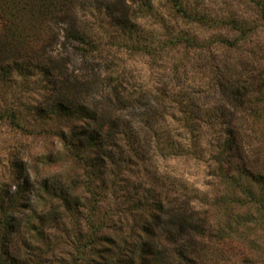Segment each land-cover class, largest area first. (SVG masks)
<instances>
[{"label": "trees", "instance_id": "16d2710c", "mask_svg": "<svg viewBox=\"0 0 264 264\" xmlns=\"http://www.w3.org/2000/svg\"><path fill=\"white\" fill-rule=\"evenodd\" d=\"M80 1L0 0V78L4 79L10 74L25 78V76H31L34 71L42 70L41 75L47 80L49 73L57 76L67 72L60 69L56 73V70L59 65L67 70L69 60L55 62L47 57V53L53 51L54 46L47 33L49 28L47 23H52L63 33L60 49L67 50L68 47H72L74 53L86 55L99 52L102 46L98 42L96 33L94 35L90 32L91 30L77 28L76 19L71 18V14L74 15V9L79 6ZM168 1L174 12L184 20H190V22L199 20L200 17L195 12L190 14L191 11L183 0ZM256 2L255 27L259 25L258 22L264 24V0ZM106 6L103 10L111 20L110 27L116 28L124 35L132 34L134 27L127 20L128 7L124 1L120 0L118 6ZM118 12L120 14L116 16ZM244 23L246 24L244 20H234V18L230 21V24L234 26L232 28L240 33L242 39L252 33L245 32V26H240L245 25ZM183 39L182 36H178L174 43L182 46ZM236 42L237 40L234 43H228L229 47L235 46ZM87 63L88 61L83 67L85 74L89 75ZM199 68L204 70L203 66ZM210 82L211 90L215 88L218 95L228 98V103L233 104V107L251 114L250 121L261 128L257 137V140L258 138L261 140L264 136V74H258L252 77V82H247V79H243L240 75L237 77L230 70L221 72L217 67L212 70ZM59 83L63 94L50 97L51 103L45 102L43 107L37 104L35 112L39 109L41 114L49 111L51 115L61 116L65 114L66 109L72 107L73 98L83 93L82 90L90 85L86 78H80L71 72H68L65 79ZM110 83L113 85L112 82ZM117 84L111 87V96L106 97L109 113L105 115L97 109L91 113L83 111L78 113L82 117L90 116L91 121L86 127L74 131L71 137H68L73 142V155L79 167L75 178H69L70 183L63 178L57 180L47 178L35 185L31 182L25 165L20 160H12V171L18 175L17 179L21 182L13 192L4 190L0 193V264H45L46 257H53L52 262H58V264H196L189 252L198 239L205 237L208 225L205 219L195 218L189 213L187 205L185 208L174 207L155 188L146 187L144 181L134 179L142 171L149 182L160 183L159 176L152 171L151 167L146 166L151 159L139 147L136 132L122 123L121 113L129 109L134 112L139 104L132 98H127L126 101L122 96L124 88ZM253 94L256 98L258 95V103H256L257 100L254 102ZM181 106L185 113L182 122L186 125L184 128L189 130L188 123L193 119L191 117L193 112L187 109L189 106L187 103ZM96 111H98L97 114ZM217 112L223 119L226 109L221 106L218 107ZM150 113L147 109L143 115ZM228 116L233 117V113H228ZM3 120H7L12 129L24 128L20 122V115L16 111L5 112L3 115L0 110V121ZM93 124L96 125L95 128ZM105 126L108 129L107 133L103 131ZM81 136L85 137L83 142L79 140ZM227 137L221 145V158L230 154L233 148L236 151H243L240 141L234 139L233 131L228 130ZM64 138L61 137V139ZM121 139L123 143L120 142ZM221 169L222 167L219 171H222ZM81 176L86 177L87 180L82 181ZM233 176L223 175L226 188L229 184L233 186L227 190V194L231 190L230 193L233 196L239 195L238 198L242 197L243 200L255 206L264 222V181H255L248 173L242 172L237 180ZM242 180L246 181L243 183L256 184L259 189L257 196L254 190L245 193L247 187L245 190L239 188L241 191L238 194L237 184ZM82 183L87 185L91 197L88 201L89 210L85 211L84 224L77 220L80 217L79 211L82 205L79 196L73 194V189ZM250 197L255 198L254 203L251 202L252 200L249 201ZM101 201H110L111 207L116 209L117 214L127 212L129 216H135V210L144 208L146 205L157 211L153 214L151 226H141L144 236H140L135 231L132 232V236L136 237L139 243L124 240L121 244L111 235H97L100 229L90 220H86L90 214L108 216ZM243 206L240 205L241 208ZM60 211L72 216L71 222L74 221L73 224L77 226L73 228L72 233L59 232V235L54 233L59 229ZM125 223L124 219H120L113 221L107 227L113 232L123 233ZM160 226L164 229L166 236L165 240L158 244L155 242V237ZM145 236L148 239H145ZM18 237L22 239V249L20 256L15 257L10 249H15L14 245ZM101 241L109 246L94 247ZM59 247L71 250V253L66 255L67 259L65 257L56 259ZM92 255L95 256L94 259Z\"/></svg>", "mask_w": 264, "mask_h": 264}, {"label": "rangeland", "instance_id": "374dc122", "mask_svg": "<svg viewBox=\"0 0 264 264\" xmlns=\"http://www.w3.org/2000/svg\"><path fill=\"white\" fill-rule=\"evenodd\" d=\"M119 1L81 0L78 6L79 14L74 13L75 16L71 14V18L76 19V27L86 31L91 30L94 35L96 33L98 42L102 46L99 52L93 54L94 58L88 61V66L86 65L89 68V75L95 76L102 68L108 73L104 77L106 87L112 89L118 83L117 85L124 88L122 96L126 101L127 98L136 99L139 104L138 109L134 112L132 109L123 111L122 123L136 132L139 147L149 159H153L149 153L154 149L160 153L157 171L167 172L168 177L178 183L180 194L164 198L174 207L185 208L187 205V211L195 218L205 219L208 225L207 233L203 239L196 241L189 252L196 264H264V222L261 213L242 197L238 198L239 195L233 196L231 190L227 194V190L233 186L229 184L226 188L223 177L224 174L231 177L234 175L237 180L242 172L248 173L255 181H264V145L257 148L250 156L241 132L233 127L228 130L233 131L234 139L240 141L243 151H236L233 148L231 155L228 153L221 158L220 146L219 156L211 157L214 161L212 165L203 162L197 165L192 159L184 158L185 137L194 127H198L192 123L193 121H203L201 115L203 105L216 97L229 102L225 96L218 95L215 88L211 90L212 70L217 67L221 72L230 70L237 77L240 75L243 79H247V82H252V77L258 74H264V24L258 22L259 25L255 27L254 12L258 0H183L184 4L188 5L190 14L195 12L200 17L199 20H192L194 22L184 20L177 15L168 0L138 2L123 0L128 7L127 20L134 27L132 34L125 35L116 28L110 27L111 20L103 10L106 5L118 6ZM119 14L120 12L116 16ZM232 18L244 20L246 24L240 26H245V32L252 33L243 39L240 38V33L232 28L233 24H230ZM47 25H49L47 33L51 37L55 51L57 46L60 48L63 33L52 23ZM178 36L184 38V46L174 43ZM236 40V45L229 47L228 43H234ZM201 66L204 70H200ZM57 69L56 73L60 69L69 72L67 67L65 70L62 65ZM36 73L34 71L31 76L25 78L16 77L14 74L4 79L0 78V110L3 115L5 112H18L24 128L12 129L7 120L0 122L7 123L9 129L20 133L21 141L17 142L13 137V142L18 143L21 149L23 140L32 137V130L28 127L32 122L29 117L35 113L37 104H26L23 97L30 91L28 81ZM75 75L78 76L76 73ZM87 80L90 85L82 90L83 93L90 91L94 83L93 80ZM175 89L181 91L177 92ZM255 96L253 94L254 102L257 100L258 103V95L257 98ZM32 99L35 100V97ZM185 103L189 105L187 109L193 112L191 115L193 119L188 123L189 130L184 128L186 125L182 122L185 113L181 105ZM107 105L97 110L106 115L110 111ZM221 106L224 107L223 104L218 103L217 109ZM147 109L150 110L151 115L144 116L143 113ZM236 111L241 112L239 109ZM231 113L233 117L230 119L235 120L236 112ZM245 115L252 136L257 139L261 128L250 121V113ZM261 138V140L258 138V141L264 142V136ZM165 151L170 157L166 164ZM15 159L25 165L26 172L35 185L47 178L50 180L62 178L60 173L51 171L45 178L33 180L28 172L27 161L22 159V151L16 150L10 144L7 151L0 147V193L4 190L13 192L20 185L21 181L17 179L18 175L13 173L11 167V162ZM48 159L51 164V156ZM220 167L222 171H219ZM243 182L246 181L242 180L237 184L238 194L246 187L248 190L246 189L245 193L251 190H254L255 194L258 193L256 184ZM254 199L250 197L249 201L252 200L251 202L254 203ZM79 200L82 207L77 220L82 222L86 206L80 196ZM240 205L244 206L241 208ZM59 217V229L54 233L57 235L60 234L59 232L72 233L73 228L77 227L71 222L72 216L60 211ZM165 236L164 229L160 226L156 231L155 242L158 244L163 242ZM19 238L15 241V249H10L15 257L20 256L22 249V239ZM59 248L56 259L71 253L70 249ZM46 259L45 264H58L52 262L53 257Z\"/></svg>", "mask_w": 264, "mask_h": 264}, {"label": "clouds", "instance_id": "9594fccd", "mask_svg": "<svg viewBox=\"0 0 264 264\" xmlns=\"http://www.w3.org/2000/svg\"><path fill=\"white\" fill-rule=\"evenodd\" d=\"M130 2V0H129ZM75 14H79V8L74 9ZM47 57L55 62H61L69 60L67 69L71 73H76L80 78H86L93 80L94 83L91 86V90L86 93H81L79 96L73 98L72 107L65 110V114L61 116L51 115L49 111H44L42 114L39 109L29 117L32 121L28 127L32 130L31 139L23 140L22 149L18 146V143L13 142V137L16 138L17 142L21 141L20 133L15 132L8 128L7 123L0 122V147L7 151L9 145L12 144L16 150L22 151V159L27 161L28 172L33 180L45 178L51 171L60 173L61 177L66 182L70 183L69 178H75V173L79 172L77 161L73 155L72 141L68 139L71 137L74 131L82 129L87 126L91 121L90 116H81L78 113L83 112H94L97 108H103L107 101L106 97L111 96V89L106 87L104 84V77L108 74L101 68L97 71L95 76L86 75L84 71V65L86 61H91L94 56L93 54L74 53L72 47H68L67 50L60 49L57 46L55 51H49ZM41 71H38L28 81V87L30 91L24 95L23 99L26 104H39L43 107L44 103H51L50 97L55 95H62V88L59 81H63L68 75V72L53 76L50 73L47 74V80L41 75ZM75 78V77H74ZM23 84V80H21ZM206 85V82H205ZM202 85V86H205ZM174 87V85H173ZM179 92L181 89H175ZM35 97V100L32 99ZM11 100V97H9ZM223 104L226 109V114L223 119L220 118L219 112H217V104ZM175 110V109H173ZM236 112V119L231 120L227 113ZM206 113V115H205ZM203 121L195 120L192 123L198 127H194L193 130L188 133L185 137L184 143V158L192 159L199 165L201 162L212 165L214 161L211 159L212 156H219L221 148L220 146L228 138L227 132L230 128H238L243 136V141L248 150L249 155L264 145V142L258 141L252 136L249 129V123L247 116L244 112L236 111L232 104L220 100L219 97L211 99L207 104L203 105ZM241 117H244L241 119ZM96 125L93 124V128ZM104 133H107V126L103 129ZM61 137H65L61 139ZM85 137L79 138L80 142H83ZM123 143V140L120 141ZM153 159L146 165L151 167L152 171L159 176L160 183L153 184L148 181V178L143 176L142 171L138 173L134 179L145 182V186L149 188H155L162 197L171 198L179 195V185L176 181L168 177V173H161L157 171L159 164L157 160L160 158V153L155 149L149 153ZM51 156L52 163H49L48 157ZM170 158L167 151L164 154L165 164L167 159ZM155 164V167L152 165ZM127 174V172H125ZM173 170V175H174ZM82 181H86L87 178L81 176ZM73 194L78 195L82 198L85 203L86 211L89 210L88 201L91 199L87 185L82 183L79 187L73 189ZM104 211L108 212V216L101 215H89L86 220H90L92 224H95L100 231L97 235H111L118 243L124 240L130 242L139 243L136 237L132 236V232L135 231L144 236L141 226H151L153 214L156 213V209L146 205L144 208L135 210V216H129L127 212L117 214L116 209L111 207V202L101 201ZM124 219L125 229L123 233L113 232L110 230L108 225L113 221H119ZM135 220V224H133ZM74 223V221H73ZM84 223V221H82ZM71 226V225H70ZM89 230L90 229H86ZM155 231V229H154ZM145 239H148L146 236ZM103 241L98 242L94 247H108ZM115 251V249H113ZM91 255V254H90ZM66 259L68 257H65ZM94 259L95 256L92 255Z\"/></svg>", "mask_w": 264, "mask_h": 264}]
</instances>
